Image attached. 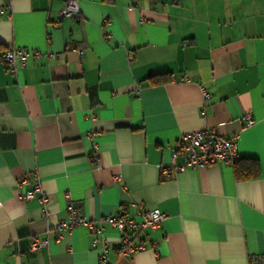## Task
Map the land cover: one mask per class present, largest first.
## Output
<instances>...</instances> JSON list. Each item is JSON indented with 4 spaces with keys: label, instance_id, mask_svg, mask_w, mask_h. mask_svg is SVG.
<instances>
[{
    "label": "crops",
    "instance_id": "obj_1",
    "mask_svg": "<svg viewBox=\"0 0 264 264\" xmlns=\"http://www.w3.org/2000/svg\"><path fill=\"white\" fill-rule=\"evenodd\" d=\"M10 5L0 0V53L41 55L15 73L0 62V264H100L93 230L56 229L69 201L94 221L166 215L145 230L154 246L120 257V233L103 222L114 264L264 253V0H80L81 17L57 23L62 0ZM206 127L238 135L239 159L259 174L215 163L163 175L178 139ZM35 172L48 216L37 196L20 198ZM35 236L48 244L33 252Z\"/></svg>",
    "mask_w": 264,
    "mask_h": 264
},
{
    "label": "built area",
    "instance_id": "obj_2",
    "mask_svg": "<svg viewBox=\"0 0 264 264\" xmlns=\"http://www.w3.org/2000/svg\"><path fill=\"white\" fill-rule=\"evenodd\" d=\"M63 7L58 13L55 21L57 23L63 18H77L81 17L80 0H62ZM11 0H8V7H10ZM3 9L1 8V11ZM109 24V21H105ZM40 51L28 48H8L0 53V62H4L9 66L12 72H16L18 67H23L28 58L31 56L39 57ZM188 80V77H184ZM203 101L210 99L211 94L208 90L200 84ZM245 126L254 124L253 117L248 113L243 115ZM92 135V133L90 134ZM238 135H224L219 133L213 127H206L200 130L192 131L183 134L177 141L172 154L171 165L163 168V175H169L171 172H184L189 168L204 167L215 163L233 164L239 159L237 151ZM183 157L182 162H178V157ZM32 188L20 195L24 201H30L36 196L42 206L45 216H48L50 211L48 208L50 198L42 187L41 179L37 172L33 174ZM26 182V179L21 183ZM138 218H132L127 214L113 215L94 221L83 214L81 207L76 206L69 201L65 217L60 219L56 225V229L61 235L71 229L84 226L93 230L96 234L94 238V245L101 243L100 248V264H114L109 252L112 250V245L105 236H98L102 233L103 222H109L117 228L120 235L118 236V245L116 247V254L120 256L132 255L139 250L145 249L148 245L154 246L155 242L151 241L145 230L148 228H157L161 222L166 218L158 208L150 210H140ZM143 235V236H142ZM48 244V239H40L35 236L31 239L30 250L37 251ZM249 264H264V253H252L248 258ZM23 264V263H20Z\"/></svg>",
    "mask_w": 264,
    "mask_h": 264
},
{
    "label": "trees",
    "instance_id": "obj_3",
    "mask_svg": "<svg viewBox=\"0 0 264 264\" xmlns=\"http://www.w3.org/2000/svg\"><path fill=\"white\" fill-rule=\"evenodd\" d=\"M235 174L239 179H247L259 174L260 165L256 159H239L233 163Z\"/></svg>",
    "mask_w": 264,
    "mask_h": 264
}]
</instances>
